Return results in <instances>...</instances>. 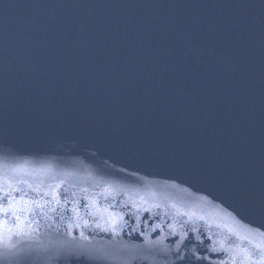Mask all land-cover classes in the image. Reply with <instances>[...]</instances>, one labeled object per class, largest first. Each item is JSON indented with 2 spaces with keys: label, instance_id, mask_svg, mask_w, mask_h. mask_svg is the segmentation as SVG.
<instances>
[{
  "label": "water",
  "instance_id": "1",
  "mask_svg": "<svg viewBox=\"0 0 264 264\" xmlns=\"http://www.w3.org/2000/svg\"><path fill=\"white\" fill-rule=\"evenodd\" d=\"M0 179L40 206L6 264L264 245V0H0Z\"/></svg>",
  "mask_w": 264,
  "mask_h": 264
},
{
  "label": "snow or ice",
  "instance_id": "2",
  "mask_svg": "<svg viewBox=\"0 0 264 264\" xmlns=\"http://www.w3.org/2000/svg\"><path fill=\"white\" fill-rule=\"evenodd\" d=\"M8 179L19 183L15 181L14 176H9ZM16 193L20 195L17 196ZM45 195H48V193H45ZM27 197L28 193L23 189L14 186L13 183H5L3 179H0V264H6L7 261L12 259H24V257L19 256L21 250L17 248V245L23 238H28L32 233H35L39 227V224L31 219V214L34 213L30 205L40 206L37 205L34 199L26 200ZM185 214L180 213V215ZM33 225H36V227H33ZM85 227H87L86 224ZM96 227L99 228L100 225L97 224ZM101 230H111L113 235L117 234L115 233V225L111 229L103 228ZM261 234H264V232ZM236 238L247 241V237L238 236ZM88 240L89 238L83 233H81L78 241L75 237H71L69 233H61L58 230L56 240L49 247H46L45 251L55 253L57 258H66L69 261L83 259L103 262V264H130L132 260H147L149 258L148 255H133L131 250L126 247L108 250L81 242ZM177 247L179 248V245ZM153 251L151 247L148 248L149 254H152ZM221 252L224 253L223 258L220 256ZM207 253V255H201L193 252V257L197 262L207 261L208 264H213V255L218 260V264H264V245L253 244L251 241H247V246L237 244L230 245L227 248L223 246L221 248H209ZM161 254L167 255V251L155 250L152 258L155 259L156 256ZM178 258L184 259L183 256L179 255Z\"/></svg>",
  "mask_w": 264,
  "mask_h": 264
}]
</instances>
